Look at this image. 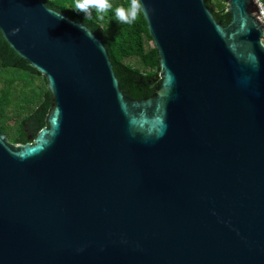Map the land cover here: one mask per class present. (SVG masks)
I'll return each instance as SVG.
<instances>
[{
	"label": "water",
	"instance_id": "obj_1",
	"mask_svg": "<svg viewBox=\"0 0 264 264\" xmlns=\"http://www.w3.org/2000/svg\"><path fill=\"white\" fill-rule=\"evenodd\" d=\"M142 0L160 82L126 96L102 37L42 0L0 33L46 80L32 143L0 132V264H264V25L253 0Z\"/></svg>",
	"mask_w": 264,
	"mask_h": 264
},
{
	"label": "trees",
	"instance_id": "obj_2",
	"mask_svg": "<svg viewBox=\"0 0 264 264\" xmlns=\"http://www.w3.org/2000/svg\"><path fill=\"white\" fill-rule=\"evenodd\" d=\"M42 1L103 38L126 96L143 99L154 93L160 82L159 60L142 13L132 24H120L111 12L103 19H97L95 14L84 18L71 9L70 0ZM112 3L123 5L127 0H112ZM206 5L214 8L213 16L223 26L229 24L231 18L224 0H206ZM51 107L45 78L18 56L0 33V132L13 144L32 143L47 126Z\"/></svg>",
	"mask_w": 264,
	"mask_h": 264
},
{
	"label": "clouds",
	"instance_id": "obj_3",
	"mask_svg": "<svg viewBox=\"0 0 264 264\" xmlns=\"http://www.w3.org/2000/svg\"><path fill=\"white\" fill-rule=\"evenodd\" d=\"M71 9L83 15L84 18L95 14L97 19H103L111 12L113 19L120 24H132L143 12L142 0H127L126 4L114 5L112 0H70ZM63 19L61 13H55Z\"/></svg>",
	"mask_w": 264,
	"mask_h": 264
},
{
	"label": "built area",
	"instance_id": "obj_4",
	"mask_svg": "<svg viewBox=\"0 0 264 264\" xmlns=\"http://www.w3.org/2000/svg\"><path fill=\"white\" fill-rule=\"evenodd\" d=\"M257 7L256 18L264 25V0H253Z\"/></svg>",
	"mask_w": 264,
	"mask_h": 264
}]
</instances>
